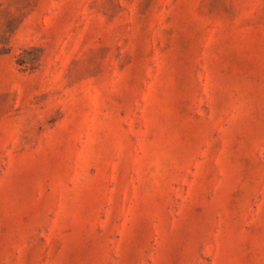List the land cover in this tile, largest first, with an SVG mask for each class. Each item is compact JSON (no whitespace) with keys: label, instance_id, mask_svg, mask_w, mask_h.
<instances>
[{"label":"rangeland","instance_id":"rangeland-1","mask_svg":"<svg viewBox=\"0 0 264 264\" xmlns=\"http://www.w3.org/2000/svg\"><path fill=\"white\" fill-rule=\"evenodd\" d=\"M0 264H264V0H0Z\"/></svg>","mask_w":264,"mask_h":264}]
</instances>
